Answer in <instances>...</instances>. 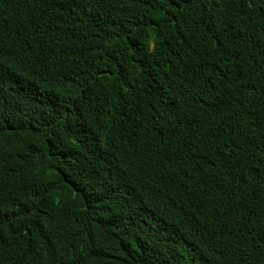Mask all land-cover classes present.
<instances>
[{
  "label": "trees",
  "instance_id": "trees-1",
  "mask_svg": "<svg viewBox=\"0 0 264 264\" xmlns=\"http://www.w3.org/2000/svg\"><path fill=\"white\" fill-rule=\"evenodd\" d=\"M0 264H264V0H0Z\"/></svg>",
  "mask_w": 264,
  "mask_h": 264
}]
</instances>
